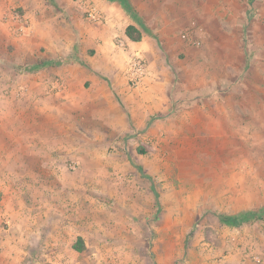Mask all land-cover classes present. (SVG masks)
<instances>
[{"label": "rangeland", "instance_id": "rangeland-1", "mask_svg": "<svg viewBox=\"0 0 264 264\" xmlns=\"http://www.w3.org/2000/svg\"><path fill=\"white\" fill-rule=\"evenodd\" d=\"M81 1L0 0V264H264V0Z\"/></svg>", "mask_w": 264, "mask_h": 264}, {"label": "trees", "instance_id": "trees-1", "mask_svg": "<svg viewBox=\"0 0 264 264\" xmlns=\"http://www.w3.org/2000/svg\"><path fill=\"white\" fill-rule=\"evenodd\" d=\"M48 1H50V3L56 9H59V6H58L56 0H48ZM117 1L121 4V6L124 8V10L128 14H130V16L133 18L134 13L132 11V6L129 4L128 0H117ZM124 34L129 40H131L133 42H138L142 38L141 29L138 26H136L135 24H128L124 28ZM52 63H54V62L53 61H47V62H45V64H40V65H36V66H26L24 68L15 67V68L19 72H24V71L25 72H33L36 69H38L40 66L52 64ZM155 196H157V195L155 194ZM255 218L264 219V206L260 207L257 210H247V211H243V212H240L238 214H235V215H220V220L222 222L229 224V225H233V224L238 225V224L247 222V221H249L251 219H255ZM72 247L78 252L84 251L86 248L81 237H78L76 239V241L73 243Z\"/></svg>", "mask_w": 264, "mask_h": 264}, {"label": "built area", "instance_id": "built-area-1", "mask_svg": "<svg viewBox=\"0 0 264 264\" xmlns=\"http://www.w3.org/2000/svg\"><path fill=\"white\" fill-rule=\"evenodd\" d=\"M80 5L83 8L84 13L90 21H99L100 14L97 11V8L91 4L90 0H82ZM145 63L143 58L137 53V55L130 60V63L127 67V76L132 83H137L145 74Z\"/></svg>", "mask_w": 264, "mask_h": 264}, {"label": "crops", "instance_id": "crops-1", "mask_svg": "<svg viewBox=\"0 0 264 264\" xmlns=\"http://www.w3.org/2000/svg\"><path fill=\"white\" fill-rule=\"evenodd\" d=\"M125 27V26H124ZM123 27V28H124ZM122 31H124V29L122 30ZM132 43H138V42H132ZM244 52V51H243ZM229 104H231V102L229 103ZM222 108H224V106H221Z\"/></svg>", "mask_w": 264, "mask_h": 264}]
</instances>
